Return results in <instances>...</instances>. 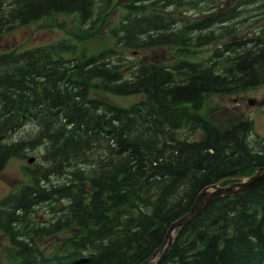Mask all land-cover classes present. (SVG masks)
Listing matches in <instances>:
<instances>
[{
    "label": "trees",
    "instance_id": "trees-1",
    "mask_svg": "<svg viewBox=\"0 0 264 264\" xmlns=\"http://www.w3.org/2000/svg\"><path fill=\"white\" fill-rule=\"evenodd\" d=\"M195 1L0 0V33L75 16L67 38L0 52V170L42 150L0 200L6 264H139L203 187L264 167L249 119L201 112L208 95L264 85V0ZM159 48L175 59L124 55ZM156 264H264V181L212 198Z\"/></svg>",
    "mask_w": 264,
    "mask_h": 264
},
{
    "label": "rangeland",
    "instance_id": "rangeland-1",
    "mask_svg": "<svg viewBox=\"0 0 264 264\" xmlns=\"http://www.w3.org/2000/svg\"><path fill=\"white\" fill-rule=\"evenodd\" d=\"M121 3L122 0H114ZM234 2H231V5ZM258 3V2H257ZM256 3V4H257ZM177 13L191 17L197 13V10L190 9L187 6L177 9ZM119 12V7L114 14ZM115 20V16H114ZM74 15L54 16L51 19H40L26 25L16 26L9 31L0 33V52L11 51L12 49L30 48L38 45L69 37V33L75 25ZM111 25L110 23L106 26ZM106 30V28H105ZM101 42L104 41V32L101 34ZM91 46H98L97 44ZM211 46L204 48L197 54L199 57L207 56L210 53ZM127 59L142 62L145 64H168L175 59L172 49L159 48L153 50H144L137 53L126 52ZM101 95L100 98H102ZM105 100L125 104L136 99L103 97ZM107 98V99H106ZM254 99L257 102L263 100L262 105H249L247 100ZM202 113L209 115L208 118L216 125L223 126L234 119H250L254 135L264 137V85L242 90L241 92H232L228 94H212L204 99ZM31 127L26 126L20 131L11 135V138L25 139L31 134ZM42 150L35 148L27 150L24 158L13 157L6 161L0 170V199L10 192H14L20 185L26 183L27 179L23 174V168L35 169L41 163L40 154ZM31 159L27 163L26 159ZM10 256V248L4 236L0 235V264H6Z\"/></svg>",
    "mask_w": 264,
    "mask_h": 264
},
{
    "label": "water",
    "instance_id": "water-1",
    "mask_svg": "<svg viewBox=\"0 0 264 264\" xmlns=\"http://www.w3.org/2000/svg\"><path fill=\"white\" fill-rule=\"evenodd\" d=\"M236 180V182L226 184L225 186H218L215 184L203 188L195 196L194 201L189 210L167 227L160 246L155 249L151 253V255L145 260H143L140 264H155L159 262L165 255L167 248L172 240V231L177 230L181 225L187 223L190 219L198 215L200 210L204 206H206L213 197L235 196L247 191L248 189L256 186L258 183L264 181V168L258 167L250 176L246 178L237 177ZM159 252L160 254L155 257L156 254Z\"/></svg>",
    "mask_w": 264,
    "mask_h": 264
},
{
    "label": "bare ground",
    "instance_id": "bare-ground-1",
    "mask_svg": "<svg viewBox=\"0 0 264 264\" xmlns=\"http://www.w3.org/2000/svg\"><path fill=\"white\" fill-rule=\"evenodd\" d=\"M194 1H195V0H194ZM209 1H210V0H209ZM209 1H207V2H209ZM195 2H196V1H195ZM197 2H198V1H197ZM197 2H196V3H197ZM200 2H201V1H200ZM203 2H204V0H203ZM200 4H201V3H200ZM200 6H201V5H200ZM259 6H260V5H259ZM260 8H261V7H260ZM254 9H255V7H254ZM256 9H258V8H256ZM254 11H255V10H254ZM256 11H257V10H256ZM256 13H257V12H256ZM257 14H258V13H257ZM254 17H255V16H254ZM256 17H257V16H256ZM251 18H253V17H251ZM257 18H258V17H257ZM257 18H256V19H257ZM250 20H251V19H250ZM244 22H245V21H244ZM206 47H208V46H204V47H202L201 50H203V49L206 48ZM209 47H210V46H209ZM212 47H213V46H211V50H212ZM19 49H20V48H19ZM21 49H23V48H21ZM12 50H13V49H12ZM201 50H199L198 53H200ZM211 50H210V53H211ZM210 53H209L207 56H201V55H200L199 57H201V58H206V57H208V56L210 55ZM263 168H264V167H263ZM18 188H19V187H18ZM18 188H17V190H18ZM17 190H15V191H17ZM15 191H14V192H15ZM10 193H12V192H10ZM8 194H9V193H8ZM5 196H6V195H5ZM5 196H4V197H5ZM1 199H3V198H1ZM1 199H0V200H1Z\"/></svg>",
    "mask_w": 264,
    "mask_h": 264
},
{
    "label": "flooded vegetation",
    "instance_id": "flooded-vegetation-1",
    "mask_svg": "<svg viewBox=\"0 0 264 264\" xmlns=\"http://www.w3.org/2000/svg\"><path fill=\"white\" fill-rule=\"evenodd\" d=\"M258 104H259V102H258Z\"/></svg>",
    "mask_w": 264,
    "mask_h": 264
}]
</instances>
